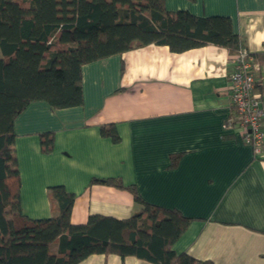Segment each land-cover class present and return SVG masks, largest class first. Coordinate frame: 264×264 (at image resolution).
<instances>
[{
  "label": "crops",
  "instance_id": "obj_1",
  "mask_svg": "<svg viewBox=\"0 0 264 264\" xmlns=\"http://www.w3.org/2000/svg\"><path fill=\"white\" fill-rule=\"evenodd\" d=\"M169 11L231 19L255 57L253 94L264 110V0H164ZM205 44L181 52L146 44L82 65L83 102L52 109L31 101L15 118L13 151L19 204L29 218L51 216L48 187L75 195L70 221L90 214L128 218L141 207L125 189L95 182L120 178L149 204L191 217L173 243L213 264H264V115L257 153L240 128L223 127L232 55ZM113 124L118 140L103 136ZM51 132L45 153L40 134ZM77 264H156L133 255L91 254Z\"/></svg>",
  "mask_w": 264,
  "mask_h": 264
},
{
  "label": "trees",
  "instance_id": "obj_2",
  "mask_svg": "<svg viewBox=\"0 0 264 264\" xmlns=\"http://www.w3.org/2000/svg\"><path fill=\"white\" fill-rule=\"evenodd\" d=\"M150 43L173 52L210 43L235 53L243 45L228 16L169 11L164 0H0V264H77L95 253L213 264L171 248L191 217L147 203L117 177L94 181L133 195L141 207L128 218L90 214L72 223L75 195L61 184L48 187L49 217L29 218L19 204L16 116L35 100L52 109L81 105L82 65ZM99 132L118 140L113 124ZM52 146V133H41V150Z\"/></svg>",
  "mask_w": 264,
  "mask_h": 264
},
{
  "label": "built area",
  "instance_id": "obj_3",
  "mask_svg": "<svg viewBox=\"0 0 264 264\" xmlns=\"http://www.w3.org/2000/svg\"><path fill=\"white\" fill-rule=\"evenodd\" d=\"M232 60L230 103L233 112L224 120L223 127L240 128L244 142L257 153L263 139L261 118L264 115L260 100L253 94L258 63L254 55L245 47H240L232 55Z\"/></svg>",
  "mask_w": 264,
  "mask_h": 264
}]
</instances>
